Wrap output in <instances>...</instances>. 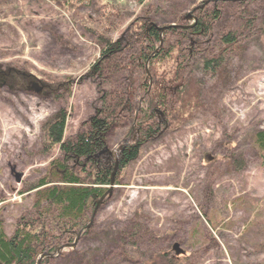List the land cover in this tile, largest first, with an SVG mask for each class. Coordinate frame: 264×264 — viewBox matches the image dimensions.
<instances>
[{
    "label": "rangeland",
    "instance_id": "rangeland-1",
    "mask_svg": "<svg viewBox=\"0 0 264 264\" xmlns=\"http://www.w3.org/2000/svg\"><path fill=\"white\" fill-rule=\"evenodd\" d=\"M201 1L165 0L158 18L172 22ZM105 2L113 3L0 0V70H11L17 82L0 83V222L7 235L32 210L30 187L47 175L57 156V148H44L41 123L61 104L68 113L64 134L71 136L93 112L95 82L88 70L98 55V30L87 21L100 18L96 7ZM126 9L125 15H108L106 21L117 26L107 24L104 35L117 39L140 13L133 0ZM262 43L256 36L243 37L227 58L229 77L222 76L216 86L206 84L203 108L178 116L118 171V184L94 214L87 211L90 231L75 246L38 259L47 257V264H146L152 252L174 256L176 242L185 257L179 264H264V164L252 136L264 129ZM54 82L65 87L50 95L46 85ZM121 83L114 78L104 88ZM130 123L128 116L120 117L111 127L105 157L112 163L127 142ZM135 215H142L137 223L146 232L127 250L115 232L133 225Z\"/></svg>",
    "mask_w": 264,
    "mask_h": 264
},
{
    "label": "trees",
    "instance_id": "trees-1",
    "mask_svg": "<svg viewBox=\"0 0 264 264\" xmlns=\"http://www.w3.org/2000/svg\"><path fill=\"white\" fill-rule=\"evenodd\" d=\"M112 1L96 7L101 14L97 21H87L98 30V55L88 70L95 82L93 112L71 136H64L68 113L61 104L41 123L44 148H57V156L51 160L47 175L30 187L35 193L32 210L16 220L9 235L0 222V264H35L39 254H54L59 247L73 242L88 222L87 211H93L110 184L113 163L105 157V147L118 118L128 116L132 122L138 108L134 125L130 123L125 133L127 143L119 149L115 185L118 171L138 156L149 139L170 129L178 116L203 108L206 84L216 86L222 76L229 77L227 58L237 51L243 37L256 36L260 43L264 39V0H212L192 11L196 21L191 27L187 12L177 14L172 22L158 18L165 0H133L140 7V15H134L115 40L102 31L108 28L107 24L109 29L117 26L110 18L106 21L108 15H125L129 0ZM86 18L89 16L84 21ZM92 25L87 28L93 35ZM163 27L167 28L161 31ZM114 78L122 83L112 89L104 88ZM7 81L17 83L11 70H0V83ZM61 86L65 87L62 83H48L46 90L53 95L55 88ZM64 87L68 95L70 87ZM252 134L264 164V129ZM235 164L241 168V161ZM142 218L135 215L130 220L133 225L115 232L119 246L132 250L135 240L146 232L137 223ZM180 256H169L161 250L152 252L145 262L179 264L181 258L185 260ZM47 262L44 257L39 264Z\"/></svg>",
    "mask_w": 264,
    "mask_h": 264
},
{
    "label": "water",
    "instance_id": "water-1",
    "mask_svg": "<svg viewBox=\"0 0 264 264\" xmlns=\"http://www.w3.org/2000/svg\"><path fill=\"white\" fill-rule=\"evenodd\" d=\"M207 2H209V0H207L205 3H207ZM190 14H191V13H188L187 15L190 16ZM171 26H176V25H175V24H171ZM165 28H167V27H163V28H161V31L164 30ZM116 167H117V162H115V165H114L113 170H112V173H111V174H112V175H111V180H110L111 187L113 186V185H112V184H113V176H114V173H115V169H116ZM111 187L107 190V192H105V193L103 194V196L101 197V199H102L107 193H110V189H111ZM101 199H100V200H101ZM97 204H98V203H97ZM97 204H96V206H97ZM95 210H96V207H94V209H93V214H94ZM90 222H91V220H90ZM90 222L87 224V226H89ZM172 247H173V249L175 250V253H176V254H180V253H182V250L178 248V244H177V243H173Z\"/></svg>",
    "mask_w": 264,
    "mask_h": 264
},
{
    "label": "flooded vegetation",
    "instance_id": "flooded-vegetation-1",
    "mask_svg": "<svg viewBox=\"0 0 264 264\" xmlns=\"http://www.w3.org/2000/svg\"><path fill=\"white\" fill-rule=\"evenodd\" d=\"M196 7H201V4L197 5ZM195 9H196V8H195ZM195 9H194V10H195Z\"/></svg>",
    "mask_w": 264,
    "mask_h": 264
}]
</instances>
